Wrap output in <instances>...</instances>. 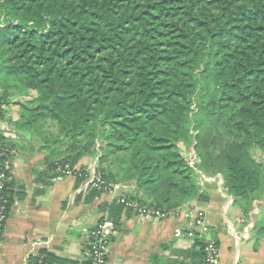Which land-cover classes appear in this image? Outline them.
I'll return each instance as SVG.
<instances>
[{
  "label": "trees",
  "instance_id": "16d2710c",
  "mask_svg": "<svg viewBox=\"0 0 264 264\" xmlns=\"http://www.w3.org/2000/svg\"><path fill=\"white\" fill-rule=\"evenodd\" d=\"M0 88L36 92L0 95V119L16 131L0 130L4 165L29 134L50 180L88 178L80 162L94 157L103 185L127 187L122 195L141 205L208 201L196 169L221 175L244 213L264 193V0H0ZM6 173L5 225L24 195ZM205 248L195 237L173 264H208ZM67 263L47 249L26 259Z\"/></svg>",
  "mask_w": 264,
  "mask_h": 264
},
{
  "label": "crops",
  "instance_id": "0c3cea01",
  "mask_svg": "<svg viewBox=\"0 0 264 264\" xmlns=\"http://www.w3.org/2000/svg\"><path fill=\"white\" fill-rule=\"evenodd\" d=\"M7 117L18 119V115ZM3 129L6 135L16 137L7 120H0V130ZM28 138L26 134V141L13 148L8 159L13 178L24 186V195L15 198L0 240V264H26L27 257L41 249L74 261L73 264H86L89 232L98 224L105 225L108 232H117L112 236L106 264H173L178 251L194 247V240L180 219L155 221L124 208L119 213L112 211L115 196L126 193L127 187L92 198L85 188L88 178L79 181L74 175H65L50 180L44 155L26 148ZM89 161L85 157L80 162L88 172ZM218 178L206 183L208 201L191 205L206 212L210 230L205 238L218 241V264H264V193L244 213L220 187L223 177ZM48 239L51 242L43 244Z\"/></svg>",
  "mask_w": 264,
  "mask_h": 264
},
{
  "label": "built area",
  "instance_id": "2783aa9c",
  "mask_svg": "<svg viewBox=\"0 0 264 264\" xmlns=\"http://www.w3.org/2000/svg\"><path fill=\"white\" fill-rule=\"evenodd\" d=\"M1 155V154H0ZM196 155L193 151L189 158V165L196 169L195 167ZM9 168V163L2 164L0 162V189L4 183L8 180V175L6 170ZM91 170V169H90ZM88 176L86 182V190L97 189L102 192L114 193L117 188H109L103 185L102 178L100 174L92 169ZM196 171L199 173V183H211L217 181L219 175L209 176L198 169ZM72 175V174H70ZM223 188V184L220 186ZM115 200L118 203L124 205V209L130 210L136 215H139L143 218L151 220H165L169 217H174L185 222V225L188 230V235L195 240V237H205L210 230L209 222L207 220V215L205 210L200 207L190 206L182 207L176 210H163L158 208L149 207L146 205H141L136 201L128 200L124 195L118 194L115 196ZM5 214L3 209L0 207V240L4 236L5 231ZM117 232L115 230L108 232L106 231V226L99 224L95 228L91 229L89 236L91 237L90 241V250H89V264H106L109 253V246L111 244L112 236ZM52 239H48L43 242V244H49ZM207 251V262L208 264H218L219 262V248L216 245L214 239L205 238Z\"/></svg>",
  "mask_w": 264,
  "mask_h": 264
},
{
  "label": "rangeland",
  "instance_id": "374dc122",
  "mask_svg": "<svg viewBox=\"0 0 264 264\" xmlns=\"http://www.w3.org/2000/svg\"><path fill=\"white\" fill-rule=\"evenodd\" d=\"M0 95H5L6 98H11L14 99V101H22L25 99H30L35 97L36 92L35 91H29V93L26 94H22L21 92H18L17 90H12V91H4L2 88H0ZM19 114V105L16 104L15 102H12L8 105L7 108V115H18ZM1 120V119H0ZM89 163L90 166L89 168L91 169V171H93L92 169L96 170L97 164H96V158L94 157H89Z\"/></svg>",
  "mask_w": 264,
  "mask_h": 264
}]
</instances>
